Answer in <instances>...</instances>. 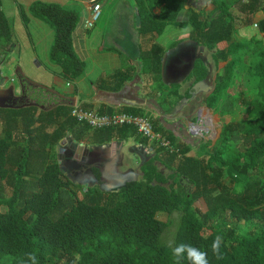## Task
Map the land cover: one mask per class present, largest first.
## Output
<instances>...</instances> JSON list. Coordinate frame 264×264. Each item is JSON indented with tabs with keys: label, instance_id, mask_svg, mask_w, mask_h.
Segmentation results:
<instances>
[{
	"label": "trees",
	"instance_id": "1",
	"mask_svg": "<svg viewBox=\"0 0 264 264\" xmlns=\"http://www.w3.org/2000/svg\"><path fill=\"white\" fill-rule=\"evenodd\" d=\"M135 1L141 17L140 34L159 35L169 24L189 25L194 41L213 50L212 58L217 64L225 62L230 54H236L237 45L234 42L228 44L232 21L243 14L256 12L264 0H214L215 4L220 3L221 14L204 21L200 20L201 11H192L181 23L176 22V18L186 0ZM161 5L160 13L154 15V10ZM236 5L238 16L235 17L233 7ZM18 11L26 25L24 11L21 7ZM28 14L53 30L49 60L59 67L60 79L65 84H73L82 78L85 63L73 47L78 12L57 3L34 1ZM258 26L264 37V17ZM12 39L0 0V47H7ZM153 48L156 49H153L151 64L153 70L159 72L162 50ZM250 70L258 78L260 101L246 106L247 120L224 124L220 133L221 145L208 151L202 159L187 156L191 145L177 142L155 118L150 121L154 132L180 144L181 156L159 147L142 166L140 180L126 182L118 191L109 193L85 188L83 200L69 196L71 183L62 179L57 163L40 162L43 157L39 148L46 145L53 148L63 137L78 141L89 128L69 116L68 109L71 108L62 107L47 113H37L36 107L4 110L8 117L4 116L0 130V180L10 178L13 182L12 195L0 200V207L5 209L0 212V264H25L26 254L30 252H35L38 264H175L168 244L161 242L173 222L163 223L157 215L171 216L178 211L176 229L172 233L175 244H191L206 251L209 264H264V44L254 52ZM193 73H198L196 81L207 77L200 61L194 63ZM175 91L170 93L176 97V103L190 98L188 92L177 96ZM88 107L81 106L91 110ZM96 112L101 115L114 113L111 109ZM122 112L143 116L133 109ZM227 112L223 111L225 115L231 113ZM60 118L63 120L58 121ZM20 123L28 135L21 149L12 155L11 146ZM56 124L53 132H45V127ZM99 132L105 141L114 133L122 137L128 135L141 143L148 141L129 126ZM233 140L240 142L242 148L239 151ZM155 161L185 178L192 186L191 191L179 194L160 185L166 179L158 174ZM32 162L39 174L31 185H27L28 167ZM224 175L229 178L230 187L221 185ZM237 176L242 181L235 180ZM222 213L236 222L257 223L258 228L241 234L230 227L225 231L217 228L203 235L208 224L215 222ZM218 234L224 241L220 258L211 251ZM182 264H188L187 260Z\"/></svg>",
	"mask_w": 264,
	"mask_h": 264
},
{
	"label": "rangeland",
	"instance_id": "2",
	"mask_svg": "<svg viewBox=\"0 0 264 264\" xmlns=\"http://www.w3.org/2000/svg\"><path fill=\"white\" fill-rule=\"evenodd\" d=\"M225 1L226 0H222V2ZM101 3L103 4L102 10L100 12L101 22L98 25L96 23L95 25L97 26L90 29L92 31L91 33L94 35L93 38L91 36L92 34L89 37L87 36L88 38H92V42L87 41L86 53L82 50L80 45L76 46V42L74 44V50L80 59L85 63L86 68L85 73L81 78L82 80H80L77 85L79 88L82 87L81 89L83 90V95L80 98L84 100L88 99V94L92 92L94 86L100 82H97L99 77L105 75L104 80H106L109 73H112L111 67L114 62L112 58L120 56L121 61H119L117 64L125 61L121 52L118 53L110 50L113 49L111 47L116 45L111 43L109 41L110 39L107 40V36L110 37L111 34H114L113 39L115 41L117 40V44L120 43L122 40V35L124 36L125 33L118 26H121L123 23V15L129 13L132 16L131 8H133V14L135 9L134 0H101ZM22 4L25 5L24 2ZM185 6L188 7V9L184 11L187 13V15H189V10H194L195 12L201 11L203 16L200 17V20L204 21L221 14L220 3L218 2L216 4H211L208 2V0H186ZM67 8L74 9L78 12L80 25L82 22L81 5H70ZM212 8L213 11L209 13ZM233 8V15L236 17L238 16V6L236 5ZM263 17L264 1L256 12L248 15L243 14L242 16L236 17L232 21L231 40L228 44L234 42L237 45V51L235 55L230 54L225 62L221 61L217 64H214L212 58V54H214V52L201 51L200 48L198 49V46L194 51L191 50V55L194 57L190 58L189 60L185 59L183 68L185 73L190 69L192 61L196 57L206 63H202V66L208 70L207 82L211 87V90L207 92V94H195L194 97L191 98V105L193 106L190 109V123L186 125L185 128L188 140L190 141L185 140L184 143L192 142L193 147L191 146V148L188 150L187 156L202 159L203 156H206L208 151H212L214 147L221 145L220 133L224 124L238 122L240 120H247L248 114L245 111L246 106L260 101V96L257 89L258 78L251 72L250 65L254 52L259 46H261V44H264V37L261 34L258 26L259 20ZM12 22L13 39L11 43L13 50H11L13 52H9L6 50V48L0 47V52L9 56L7 62L5 63L6 68L12 71L11 73H13L15 68L19 67L25 78L28 80L54 91H60L63 94L72 95L71 88L64 82H60L58 78L57 74L59 67L49 60V50L53 42L52 28L45 23H42L43 26L41 28H37L34 22L25 25L21 19V16L16 17V19H14ZM165 28L166 30L164 33L155 40L157 43L170 48L173 46V44H178L181 41L187 42V40H189V35L187 34L188 29H191L189 25L187 27H181L179 25L178 27H174L173 24H169ZM99 29L101 31H99ZM192 36L193 33H191V37ZM39 40H41V45H38ZM97 47H102V52H95L94 49ZM142 54L144 53L142 52ZM143 57L144 55L142 56L141 60ZM2 59L3 56L0 55V62ZM226 68L228 72L225 73ZM12 76L14 79V74H12ZM190 78V74L187 75V79ZM14 82L16 84L15 79ZM0 86H5L2 84V81H0ZM173 86L174 87H172L171 90L174 91L176 89L175 92L177 93L178 87L175 85ZM190 88L191 84L187 86L188 90H190ZM32 90L37 100L36 102L40 103L44 100L42 98L46 97V94L50 96L53 95L40 88H33ZM166 90H169L168 87H165L163 92H166ZM15 93L18 94V88H16ZM167 95L171 96L173 94L170 93L166 94L165 96ZM39 106H44L46 108V106L42 104ZM166 110L169 111L168 108ZM36 111L38 113L40 110L37 109ZM54 111L55 109L43 112L47 113ZM69 111L70 109H68V113ZM223 111H229L231 113L227 112L229 114L225 115ZM140 114L147 117L150 121L157 117L159 118L158 114L152 112ZM4 116L6 118L8 117L4 110L0 109V130L2 129L4 123ZM62 120V118L58 119V121ZM191 124L204 127V129L199 131L201 135L192 136L189 134V125ZM56 127L57 124L45 127V132L50 134L56 129ZM23 129V125L20 123L17 127V132L14 134V143L12 144L10 151L12 155L16 151H19L24 145L25 137L28 134H25ZM79 142L80 140L73 142L70 139L63 137L53 148H50L48 145L39 148L37 145V149L39 148V152L42 155L41 157H43L40 162L45 164L57 163L60 170H64L67 167L66 164H71L69 161L73 160V157L70 154H76L74 151H76V148H78ZM233 142L235 141L233 140ZM150 143L152 144L153 148H155L154 150L159 149V146L156 143ZM235 143L236 151H239L242 148L241 145H239L240 142L237 141ZM171 144L179 150L178 155L180 157L182 146L177 142H171ZM33 149H35V145L33 146ZM35 163H30V167H28L30 173L27 177V185H31L39 174V171L35 170ZM154 165H156L155 167L157 168L158 174L165 177L166 182L160 185L165 187L167 190L179 194H184L191 191L192 186L185 178L177 176L174 174L173 170L165 167L158 161L157 164ZM67 170L73 175V177H75V179L72 178L71 180H68L66 177H64V175H62V179L64 181H69L71 183V185L68 187L69 196L75 200H83L85 198L84 189L86 188L85 186L89 181L86 183V181L83 180V176L79 175L78 173L80 171L82 173V171L87 170V168L77 167L73 169V167H71V169ZM261 179L263 180L262 177ZM235 180L242 181V178L237 176ZM12 182L13 181H11L10 178L0 180V200L9 198L12 195ZM96 185L97 184L92 185L90 183L87 188L98 189V186ZM221 185L223 188L231 186V182H229V178L226 175L223 176ZM4 211L5 209L0 207V212ZM179 214L180 212L178 211L173 213L171 216H167L163 213L157 215L158 220L163 223H168L170 221L173 222V224L169 225L167 228L166 238H164V240L161 239L162 243L168 244L170 241H173L174 237L172 238V233L176 229L175 226ZM224 224H226V226ZM208 225V228L203 232V235L205 236L211 232V229L216 230L217 228L225 231V229L230 227V229L235 231L237 234L247 233L258 228L257 223L245 224L243 222H236L228 218L227 215L223 213L218 216V219L215 222H210Z\"/></svg>",
	"mask_w": 264,
	"mask_h": 264
},
{
	"label": "crops",
	"instance_id": "3",
	"mask_svg": "<svg viewBox=\"0 0 264 264\" xmlns=\"http://www.w3.org/2000/svg\"><path fill=\"white\" fill-rule=\"evenodd\" d=\"M34 1L57 3L65 9H69L67 7L70 5H81L82 22L80 25L78 23L73 33V47L76 42V46L80 45L82 50L86 53L87 41L92 42L94 35L91 33V30L84 28V21L89 16L92 0H1L2 10L11 28L12 35V21L16 19V17L20 16L18 7L22 8L24 15L27 17L26 25L34 22L37 28H41L43 26L42 21L35 18L33 19L28 14V8ZM98 1L102 10L103 4L101 3V0ZM23 2L25 5L22 4ZM208 2L215 4L214 0H208ZM134 5V8L137 9L135 0ZM162 6L163 5L154 10V15H158L160 13ZM131 9L132 16L129 13L124 14L123 23L121 26H118L125 33L124 36L122 35L120 43L117 44V40L115 41L113 39L114 34H111L110 37L107 36V40L110 39L109 41L116 45L111 47L113 49L110 50L118 53L121 52L125 61L117 64L121 61L120 56L112 58L114 61L111 67L112 73H109L106 80H104L105 75L99 77L97 82H100H98L97 85L94 86L92 92L88 94V99L84 100L80 98L83 95V90L81 89L82 87L79 88L77 85L79 81L82 80L81 78L73 84H66L71 88L72 92V95L68 96L76 98V105H87L89 106V109L94 111H107L111 109L114 113H118L122 112L124 109H133L139 113H156L159 115V118L157 117V119H159L160 125L171 132L177 142L184 143L185 140L187 141L186 138H188L185 128L186 125L190 123V109L193 106L191 105V98L194 97L195 94L203 95L207 94V92L211 90L210 87L209 91L205 92L199 90L193 95L190 94V92H192V87L202 81H196L198 73H193V65L196 61H200L203 64L205 62L197 57L194 58L190 69L185 73L183 70L185 59L189 60L194 57L191 54L197 46L198 49H201V51H214L197 44L193 37H191V29H188L187 31V34L189 35V40H187V42L181 41L178 44H173L170 48L157 43L155 40L164 33L166 28H164L163 32L159 35L151 33L140 34L138 32L139 28L135 26V13L133 14V8ZM186 9H188V7L184 6L177 17L176 22L181 23L186 21L189 18L190 13L194 11L189 10V15H187V13L184 12ZM212 11L213 8L209 11V13ZM100 22L101 14L96 22L97 25L100 24ZM173 26L178 27L176 24H173ZM99 31L101 30L99 29ZM90 35L92 38H88ZM40 43L41 40L38 41V45H41ZM153 47H158L162 50L159 72H157V70H153L151 64L152 54L155 52L153 49H156ZM4 48L11 52L13 50L12 43ZM102 50V47L94 49L95 52H102ZM142 52L144 54H142ZM156 54L159 55L160 53ZM0 55L3 56V59L0 62V81H2L3 85L5 84V87H8L10 84H15L14 79L16 80V78L14 77L13 79V73H11L12 71L6 68L5 65L9 56L2 52H0ZM141 55H144L142 60ZM205 69L208 76V70L207 68ZM189 74L191 78L187 79V75ZM121 76H126V78L123 80ZM58 78L60 82H63L59 76ZM117 84L118 86H116ZM189 84H191L190 90L187 89ZM163 85L164 88L168 87L169 90L163 92ZM173 85L178 87L177 96H183L186 92H188L190 98H184L176 103L175 96H165L170 93V89ZM15 87L18 88L17 85ZM165 98L166 100H164ZM36 108L39 109L38 107ZM167 108H170V110L167 111ZM99 131L100 130H87L80 139L78 148L74 151L76 152L75 157H73V160L69 161L72 165L87 168V170L82 171V173L81 171L78 173L83 176V180H85L86 183L89 181L85 187L87 188L90 183L92 185L97 184L96 186H98L100 191L109 193L119 190L129 179L136 181L140 180L142 178V166L153 156L152 151H154V148L152 144L149 141L141 143L133 137L128 135L122 137V135L117 133H114L109 140L105 141ZM188 144L193 147L192 142H188ZM154 164H157V161H155ZM61 173L68 180H71L72 178L75 179V177H73L68 170L66 171L61 169Z\"/></svg>",
	"mask_w": 264,
	"mask_h": 264
},
{
	"label": "built area",
	"instance_id": "4",
	"mask_svg": "<svg viewBox=\"0 0 264 264\" xmlns=\"http://www.w3.org/2000/svg\"><path fill=\"white\" fill-rule=\"evenodd\" d=\"M101 12V5L98 0L91 1V9L89 16L84 21V28L87 30L92 29L98 21ZM78 123L86 125L93 131L118 128L129 126L136 129L137 133L147 139L149 142L156 143L159 147L170 151L171 153H179L170 141L165 139L161 134L154 132L152 124L147 117L128 114L123 112L112 114H98L94 110L82 109L80 105L71 107L70 114ZM196 125H189V134L192 136H199L201 133L194 132L191 128Z\"/></svg>",
	"mask_w": 264,
	"mask_h": 264
},
{
	"label": "water",
	"instance_id": "5",
	"mask_svg": "<svg viewBox=\"0 0 264 264\" xmlns=\"http://www.w3.org/2000/svg\"><path fill=\"white\" fill-rule=\"evenodd\" d=\"M135 13V20H136V27H140L141 25V18L140 15L137 11V9L134 10ZM15 78L17 79V81H19V84H17V86L20 87L21 84V77H23V79H25V82L31 87V88H40L45 90V92L47 93H51L53 95L58 96L60 99L62 100H68L70 102V107H74L76 105V98L75 97H65L64 95L60 94L57 91H54L52 89L46 88L40 84L34 83L30 80H28L27 78H25V76L23 75L21 69L19 67H16L14 72H13ZM16 84H10L8 87H2L0 86V109L1 110H10V109H15V110H19L22 108H30V107H38L40 110L42 111H50L52 110L51 107L49 108H45L44 106H39L38 104H36L35 102L33 103H28L22 106H16L15 105V101L17 99H19L20 97L15 95V90H16ZM5 85V84H4ZM210 86L207 82V77L205 79H203L201 82L195 84L192 87V92H190L191 95L195 94V92L197 91H209ZM21 92H23L22 87H20ZM58 105H55L54 107L56 108ZM118 191V190H117Z\"/></svg>",
	"mask_w": 264,
	"mask_h": 264
},
{
	"label": "clouds",
	"instance_id": "6",
	"mask_svg": "<svg viewBox=\"0 0 264 264\" xmlns=\"http://www.w3.org/2000/svg\"><path fill=\"white\" fill-rule=\"evenodd\" d=\"M223 243V237L219 234L216 235L211 245V251L217 258H220V249ZM167 246L171 249V256L175 264H182L185 260H187L188 264H209L207 252L191 244H175L174 241H170ZM25 264H38L35 252L26 254Z\"/></svg>",
	"mask_w": 264,
	"mask_h": 264
},
{
	"label": "flooded vegetation",
	"instance_id": "7",
	"mask_svg": "<svg viewBox=\"0 0 264 264\" xmlns=\"http://www.w3.org/2000/svg\"><path fill=\"white\" fill-rule=\"evenodd\" d=\"M21 84H20V87H22L23 89V92H21L20 90V87L18 86V94L16 96L20 97L19 99H17L15 101V105L16 106H22V105H25V104H28V103H33L35 102L36 104H39V105H45L46 107H51V108H55L54 106L55 105H58L55 109H58V108H69L70 107V102L68 100H62L60 99L58 96L56 95H48L46 94V97L42 98L44 99L41 103L40 102H36V98H35V95L33 94V88H31L26 82H25V79H23V77H21ZM16 83L19 84V81H17L16 79ZM17 85V84H16ZM60 94L64 95L65 97H69L68 95L66 94H63L61 93L60 91H58ZM51 98V99H50ZM15 110V109H13ZM173 110V109H172ZM72 157H75V155H72L70 154ZM67 167L64 169L67 171V169H71V167H74V168H77V167H80V166H75V165H71V164H66ZM129 181H132V180H128L126 182H129Z\"/></svg>",
	"mask_w": 264,
	"mask_h": 264
},
{
	"label": "bare ground",
	"instance_id": "8",
	"mask_svg": "<svg viewBox=\"0 0 264 264\" xmlns=\"http://www.w3.org/2000/svg\"><path fill=\"white\" fill-rule=\"evenodd\" d=\"M194 132L199 133L200 130L204 129L203 126H194L191 128Z\"/></svg>",
	"mask_w": 264,
	"mask_h": 264
}]
</instances>
